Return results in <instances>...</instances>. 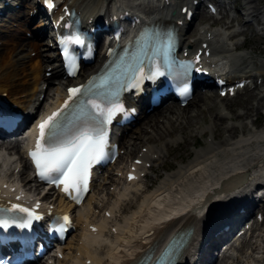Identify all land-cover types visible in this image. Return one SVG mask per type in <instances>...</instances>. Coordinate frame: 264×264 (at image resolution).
Listing matches in <instances>:
<instances>
[{"label":"bare ground","instance_id":"6f19581e","mask_svg":"<svg viewBox=\"0 0 264 264\" xmlns=\"http://www.w3.org/2000/svg\"><path fill=\"white\" fill-rule=\"evenodd\" d=\"M29 1L22 0V4L27 5ZM258 1L260 0H244L242 7L245 6L249 11L248 16L251 20L260 23L259 30L264 37V12L262 7L257 6ZM63 5L75 7L76 11L84 17L87 14L93 17L98 14L97 10L101 11L105 7L106 9L111 7L115 12L114 10L128 6L137 9L141 18L156 20L159 23L167 20L169 11L175 10L173 5L165 11L160 10L157 4L137 3L134 0H64ZM218 6L219 14L225 15L226 5L220 2ZM22 13V11L18 12V14ZM226 23L230 24V22ZM243 25L227 36L209 24L202 26L198 22L192 21L187 26L179 27L181 49L182 51L191 50L192 53H195L201 48L202 43H206L213 56L210 59V64L215 72L230 70L231 73H239L233 79L237 78V82H240L242 79H249L246 74H252L253 66L256 65L257 73L255 75L264 77V58L259 62H254L251 56L253 51L264 54V48L253 46L243 56L231 53L233 51L231 46H234L235 50L244 47L243 43L230 44L231 34L238 32V35H241L245 30L254 34L256 31L252 28L253 25L250 21H246ZM45 39V43L39 44L27 41L17 34L9 37L0 36V41H2L0 45V91H5L16 97L15 99L20 104H31V101L36 97V91L43 85H47V88L42 108L62 100L60 97L62 73L59 67L50 70L51 77L45 76V73L48 72L47 69L52 66L47 58L48 55L44 54L48 51L44 44L48 46L51 41L47 37ZM223 53H229V57H219ZM53 55L54 52L50 54V57ZM99 57L97 56V59ZM90 68L95 69V66ZM84 77L85 75L82 73L74 82L77 83ZM263 88L264 85L262 90ZM253 90L248 89L250 95L240 104L242 109L239 113L234 112V101L230 98L222 99L211 91H200L193 101L183 109L166 106L159 114H150L142 119L137 130H132L128 134L129 138L122 137L120 150H123L124 162L118 170L108 171L107 176L103 178L104 183L98 185L101 191L96 194L100 197L95 204L88 205L87 212H81L86 215L85 226L97 227V233L91 234L94 236L92 238L83 239L82 244L78 247H75V244L72 248L71 244L67 245L65 250L68 255L56 264H69V261L77 263L81 259L89 260L92 264H136L142 259V253L156 249L162 243L167 244L169 240L164 242L166 236L177 238L181 233L192 230L191 237H196V232H199L203 222V219L198 217L201 209L198 210L196 207V200L199 194L207 190L214 180L233 178V183L245 182V178L238 176L240 170L253 169L254 172H259L256 168L260 165V168L263 169L259 173L264 181V129L259 132L251 131L244 122L248 118L254 121L255 116L264 109V98L258 97ZM19 96L24 99L20 100ZM194 102V107L188 109ZM207 116L209 124L204 125L203 120ZM237 120L240 123L225 124L228 121ZM220 132L224 134L221 138L218 136ZM204 133H208L210 139L193 153V158L190 161L172 171L169 169L173 164L167 162L162 167L165 172L164 176L162 175L160 178L148 176L149 184L146 186L149 190L148 194L132 197L130 192L124 191L120 195H115L117 191L121 190L116 186L126 183L124 177L117 178L115 176V174L121 173V168L125 167L126 162L139 158L143 159L145 165L152 163L155 166H160L168 156H172V160L181 162L188 151L185 149L188 143L191 141L192 145H196L198 143L197 136ZM142 148H145L146 151L142 152ZM13 156L16 157L17 163H24L18 150V141L15 140L8 144L1 141V169ZM24 164L19 177L13 183L23 182L25 186H31V174L27 172L29 168ZM7 182L4 179L1 186L3 187ZM29 188L31 189V187ZM127 189L135 192L143 188L132 183V185H127ZM125 201L128 202L119 209V205ZM224 204L218 202L219 206H229ZM237 208L236 206L232 207V209ZM95 210H98V217L94 215ZM105 212H108L111 217L105 218ZM216 215L222 219L220 214ZM113 217L121 221L116 220V224H114ZM108 224H111L110 230L113 229L117 234L114 240L111 238ZM257 230L259 229L256 227L255 231ZM81 232L84 233L83 230ZM149 232L152 234L145 237ZM260 234L261 238L264 237V228L259 231L256 237L250 236L248 241L243 240L240 246H235L231 240H228L225 244L226 249L215 264H233L234 262L241 264L244 258L247 259L243 264H264V239H259ZM191 244V247L187 246L184 251H182V244H179L181 250L179 247H175L172 252L173 258L177 256L179 250L178 257L182 253L183 255L188 254L192 250L193 242ZM243 248H246V252L243 251ZM227 250L232 251L227 253ZM74 252L78 253V256L72 255ZM100 252L105 256H99ZM259 253L261 258L263 257L262 259H257Z\"/></svg>","mask_w":264,"mask_h":264},{"label":"snow or ice","instance_id":"6c2138e0","mask_svg":"<svg viewBox=\"0 0 264 264\" xmlns=\"http://www.w3.org/2000/svg\"><path fill=\"white\" fill-rule=\"evenodd\" d=\"M45 3L49 8L53 6L51 0H45ZM62 43L80 44L82 41L79 37H73L62 41ZM65 55H68L67 48H65ZM69 59H71L70 56ZM184 91L187 89L185 88ZM80 92L81 88L68 89V100L61 106V109L67 108L68 101L73 100ZM87 104L90 105L92 113L71 131L66 130V126L60 119L63 115L61 109L44 118L37 125L38 135L35 147L28 153L36 169V174L49 183L57 186L62 185L61 190L66 194L86 190L88 168L102 153L105 141L104 131L102 128L90 126V121L95 116H103V123H107L112 115L111 109L105 112L94 101L90 100ZM13 210L27 214V220L21 225L22 227H26L32 220L40 218L33 214V210L22 208L19 205H12L8 209V211ZM63 220L68 223L67 216L63 217ZM0 224L7 227L8 222L0 220Z\"/></svg>","mask_w":264,"mask_h":264},{"label":"rangeland","instance_id":"374dc122","mask_svg":"<svg viewBox=\"0 0 264 264\" xmlns=\"http://www.w3.org/2000/svg\"><path fill=\"white\" fill-rule=\"evenodd\" d=\"M262 1V3H260L259 2V7L260 6H264V0H261ZM237 4V2L234 4V5H236ZM228 6V5H227ZM232 7V5H230L228 8H231ZM246 38L247 39H249L250 40V43L248 44V47L250 48L251 46H257L258 48H263L264 47V39L263 38H259V37H256L257 35H255V34H253V35H251L250 34V32H246ZM239 39V38H238ZM264 51V50H263ZM252 56L254 57V61H260V60H262L263 59V57H264V54H261L259 51H256L255 53H253L252 54ZM261 87H262V85L261 86H259L258 87V90L256 91V93H258V94H260L261 93ZM244 96L245 95H241L240 97H237L236 99H234L235 101H234V112H236V113H238V112H240V104L243 102V100H244ZM254 102V101H253ZM194 104H195V102L191 105L190 104V106L188 107V109H191V108H193L194 107ZM262 112H264V110L262 111ZM251 119V118H250ZM205 123H204V125L206 124V125H208L209 124V117L207 116V117H205L204 118V120H203ZM228 123V122H227ZM136 130H137V128H136ZM224 134L222 133V132H220L219 134H218V136H219V138H221L222 136H223ZM208 137H209V134L208 133H206V134H204L203 135V138H201V141L204 143L205 141H206V139H208ZM191 142V141H190ZM189 142V143H190ZM188 143V144H189ZM187 153H185V155H184V158L182 159V163H187L191 158H192V154H191V145H188L187 146ZM186 154H188V155H186ZM172 156H170V158L168 159V162L170 163L171 161H173L172 160ZM170 168L171 169H169V170H174V166H170ZM154 175H157V176H162L163 175V170L162 169H157V171H156V173H154ZM164 176V175H163ZM149 184V182H147L146 181V185H148ZM135 207H136V205H135ZM243 251L244 252H246V248H243Z\"/></svg>","mask_w":264,"mask_h":264}]
</instances>
